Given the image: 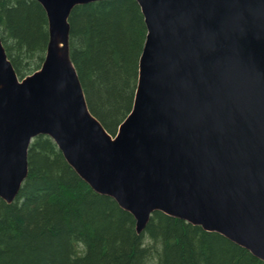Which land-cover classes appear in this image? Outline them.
Instances as JSON below:
<instances>
[{
    "label": "water",
    "instance_id": "water-1",
    "mask_svg": "<svg viewBox=\"0 0 264 264\" xmlns=\"http://www.w3.org/2000/svg\"><path fill=\"white\" fill-rule=\"evenodd\" d=\"M48 43L19 78L0 36V198L50 137L75 173L140 234L155 212L216 232L264 261V0H136L147 29L132 109L109 134L69 52V16L101 0H35Z\"/></svg>",
    "mask_w": 264,
    "mask_h": 264
},
{
    "label": "trees",
    "instance_id": "trees-1",
    "mask_svg": "<svg viewBox=\"0 0 264 264\" xmlns=\"http://www.w3.org/2000/svg\"><path fill=\"white\" fill-rule=\"evenodd\" d=\"M70 58L87 107L114 135L132 109L147 29L136 0L77 5L69 16ZM0 36L22 78L45 56L48 23L35 0H0ZM28 172L12 203L0 199V264H264L216 232L151 215L133 216L91 189L46 135L27 152Z\"/></svg>",
    "mask_w": 264,
    "mask_h": 264
}]
</instances>
